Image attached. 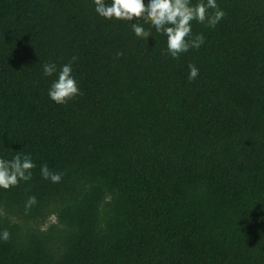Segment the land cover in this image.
I'll list each match as a JSON object with an SVG mask.
<instances>
[{
  "label": "trees",
  "instance_id": "obj_1",
  "mask_svg": "<svg viewBox=\"0 0 264 264\" xmlns=\"http://www.w3.org/2000/svg\"><path fill=\"white\" fill-rule=\"evenodd\" d=\"M217 3L173 60L90 0H0V157L36 165L0 190V264H264V0ZM73 57L57 105L41 65Z\"/></svg>",
  "mask_w": 264,
  "mask_h": 264
},
{
  "label": "clouds",
  "instance_id": "obj_2",
  "mask_svg": "<svg viewBox=\"0 0 264 264\" xmlns=\"http://www.w3.org/2000/svg\"><path fill=\"white\" fill-rule=\"evenodd\" d=\"M90 3L99 18L126 23L135 38L147 39L151 35L150 29L154 28L157 34L165 37L161 54L173 60L190 49L198 50L204 44L202 34H192L193 21L215 28L225 16L217 0H90ZM145 25L150 27L146 28ZM75 59L73 57L68 63L60 65L59 69L55 62L41 65L44 77L55 75L47 96L57 105H64L80 95L78 82L73 75ZM198 74V68L189 64L188 80L196 79ZM35 167L30 155H15L10 160L0 157V190H9L21 181H29ZM40 175L52 184H58L62 179V173L50 171L46 164L40 166ZM36 203L35 196H29L25 210ZM9 237L7 229L0 230V241H7Z\"/></svg>",
  "mask_w": 264,
  "mask_h": 264
}]
</instances>
